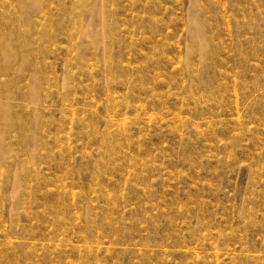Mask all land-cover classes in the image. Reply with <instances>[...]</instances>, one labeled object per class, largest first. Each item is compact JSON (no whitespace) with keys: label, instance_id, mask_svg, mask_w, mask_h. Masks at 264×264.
<instances>
[{"label":"rangeland","instance_id":"obj_1","mask_svg":"<svg viewBox=\"0 0 264 264\" xmlns=\"http://www.w3.org/2000/svg\"><path fill=\"white\" fill-rule=\"evenodd\" d=\"M0 264H264V0H0Z\"/></svg>","mask_w":264,"mask_h":264},{"label":"bare ground","instance_id":"obj_2","mask_svg":"<svg viewBox=\"0 0 264 264\" xmlns=\"http://www.w3.org/2000/svg\"><path fill=\"white\" fill-rule=\"evenodd\" d=\"M196 27H197V26H196ZM196 27H195V33H196V36H199V35H200V32H199L198 29H196Z\"/></svg>","mask_w":264,"mask_h":264}]
</instances>
